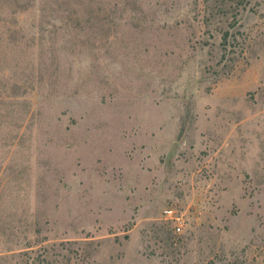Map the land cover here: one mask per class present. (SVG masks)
<instances>
[{
  "label": "rangeland",
  "instance_id": "1",
  "mask_svg": "<svg viewBox=\"0 0 264 264\" xmlns=\"http://www.w3.org/2000/svg\"><path fill=\"white\" fill-rule=\"evenodd\" d=\"M0 264H264V0H0Z\"/></svg>",
  "mask_w": 264,
  "mask_h": 264
},
{
  "label": "built area",
  "instance_id": "2",
  "mask_svg": "<svg viewBox=\"0 0 264 264\" xmlns=\"http://www.w3.org/2000/svg\"><path fill=\"white\" fill-rule=\"evenodd\" d=\"M168 218L175 220V228L178 231H182L183 225H184V221L182 220V217L178 216L175 212V210L171 207L165 210Z\"/></svg>",
  "mask_w": 264,
  "mask_h": 264
}]
</instances>
